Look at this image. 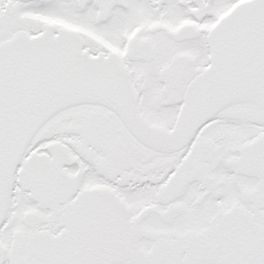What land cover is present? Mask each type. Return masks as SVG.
<instances>
[{
    "label": "snow or ice",
    "instance_id": "1",
    "mask_svg": "<svg viewBox=\"0 0 264 264\" xmlns=\"http://www.w3.org/2000/svg\"><path fill=\"white\" fill-rule=\"evenodd\" d=\"M0 264H264V0H0Z\"/></svg>",
    "mask_w": 264,
    "mask_h": 264
}]
</instances>
